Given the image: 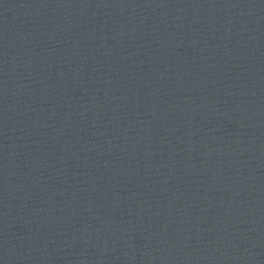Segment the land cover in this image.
Here are the masks:
<instances>
[{"label": "water", "instance_id": "water-1", "mask_svg": "<svg viewBox=\"0 0 264 264\" xmlns=\"http://www.w3.org/2000/svg\"><path fill=\"white\" fill-rule=\"evenodd\" d=\"M0 264H36L12 107L7 0H0Z\"/></svg>", "mask_w": 264, "mask_h": 264}]
</instances>
